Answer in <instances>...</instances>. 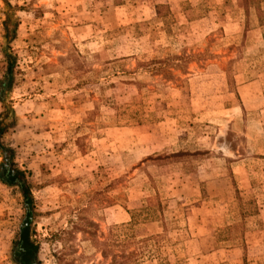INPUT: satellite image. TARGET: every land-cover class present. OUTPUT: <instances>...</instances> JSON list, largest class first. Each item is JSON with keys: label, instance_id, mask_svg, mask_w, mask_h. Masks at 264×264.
<instances>
[{"label": "rangeland", "instance_id": "374dc122", "mask_svg": "<svg viewBox=\"0 0 264 264\" xmlns=\"http://www.w3.org/2000/svg\"><path fill=\"white\" fill-rule=\"evenodd\" d=\"M9 66L0 264H264V0H0Z\"/></svg>", "mask_w": 264, "mask_h": 264}, {"label": "trees", "instance_id": "16d2710c", "mask_svg": "<svg viewBox=\"0 0 264 264\" xmlns=\"http://www.w3.org/2000/svg\"><path fill=\"white\" fill-rule=\"evenodd\" d=\"M8 59V57H6ZM10 75H11V67L7 68L5 73V78L0 81V102L3 101L1 93L9 87L10 83ZM8 131V127L4 126L0 123V152L3 155L6 163L0 165V180L4 184L8 186H19L23 197L25 198L26 202L30 201V195L28 193V187L24 180L23 172L17 170L11 162V150L8 149L3 144V135ZM31 211L27 210L26 218L24 220V225L20 231L19 235V244L17 249H19V256L20 258L18 261L21 264H33V254L35 251L34 246L28 240V225L30 223Z\"/></svg>", "mask_w": 264, "mask_h": 264}]
</instances>
